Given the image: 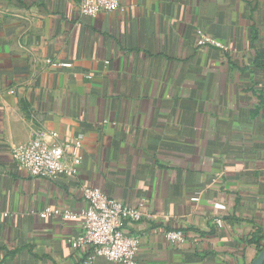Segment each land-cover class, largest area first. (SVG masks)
I'll return each mask as SVG.
<instances>
[{
	"label": "crops",
	"instance_id": "0c3cea01",
	"mask_svg": "<svg viewBox=\"0 0 264 264\" xmlns=\"http://www.w3.org/2000/svg\"><path fill=\"white\" fill-rule=\"evenodd\" d=\"M119 3L89 16L80 0H0V264H82L81 218L40 214L83 211L82 185L140 208L123 225L137 264H249L244 239L264 233V0ZM198 29L227 50L198 46ZM36 132L80 141L76 175L17 164Z\"/></svg>",
	"mask_w": 264,
	"mask_h": 264
},
{
	"label": "built area",
	"instance_id": "2783aa9c",
	"mask_svg": "<svg viewBox=\"0 0 264 264\" xmlns=\"http://www.w3.org/2000/svg\"><path fill=\"white\" fill-rule=\"evenodd\" d=\"M119 0H80L79 12L84 15L96 16L101 12L119 11ZM198 46L211 45L227 50V46L217 39L206 35L198 29ZM53 67L69 68V61H48ZM53 138L56 133H51ZM81 147L79 140L71 142L53 141L47 143L40 132L26 145L13 149V157L17 164L27 171L33 178H56L58 176H74L81 163L78 150ZM81 196L86 201V208L80 213L69 209L45 207L41 216L62 214L66 219L81 218L82 229L80 234L71 242L72 248L88 250L82 264H94L96 256H103L107 260L118 264H137L139 238L127 234L123 225L142 218L140 208L129 206L120 200L108 197L99 187L82 185ZM196 202L198 195L190 198ZM141 206V204L139 205ZM214 223L221 227L222 219H214ZM166 240L170 243L184 241L180 230H166Z\"/></svg>",
	"mask_w": 264,
	"mask_h": 264
},
{
	"label": "trees",
	"instance_id": "16d2710c",
	"mask_svg": "<svg viewBox=\"0 0 264 264\" xmlns=\"http://www.w3.org/2000/svg\"><path fill=\"white\" fill-rule=\"evenodd\" d=\"M244 241L247 244L254 245L257 251H260L264 247V233H260L257 229L253 230L250 232V235L244 239Z\"/></svg>",
	"mask_w": 264,
	"mask_h": 264
},
{
	"label": "water",
	"instance_id": "95a60500",
	"mask_svg": "<svg viewBox=\"0 0 264 264\" xmlns=\"http://www.w3.org/2000/svg\"><path fill=\"white\" fill-rule=\"evenodd\" d=\"M263 107H264V80H263ZM249 264H264V247L257 252L256 256L251 260Z\"/></svg>",
	"mask_w": 264,
	"mask_h": 264
}]
</instances>
